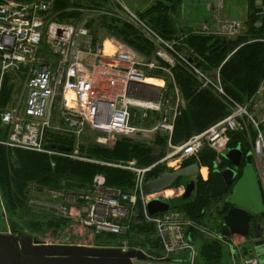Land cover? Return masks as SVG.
Masks as SVG:
<instances>
[{
  "label": "built area",
  "instance_id": "2783aa9c",
  "mask_svg": "<svg viewBox=\"0 0 264 264\" xmlns=\"http://www.w3.org/2000/svg\"><path fill=\"white\" fill-rule=\"evenodd\" d=\"M118 2L124 20L135 25L153 44L154 57H140L114 38H109L114 51L107 52L106 38L94 40L86 21L76 24L55 18L53 0H0V87L6 74L26 75L22 106L0 108L1 122L9 127L7 140L0 142L49 155L89 160L78 149L81 145L78 139L87 132L97 134L95 143L104 146L113 145L121 136L146 139L152 133L166 134V154L150 165L139 166L135 160L125 163L93 160L133 172V184L128 190L107 185L105 176L97 174L88 186L46 191L49 201L44 204L95 235L125 236L135 224L144 222L153 227L151 237L161 247L157 257L148 249L151 259L164 261L185 253L189 264H194L198 246L193 235L205 228L172 203L168 210L149 213V200H170L176 197L177 187L172 195L167 190L148 194L147 175L157 166L176 170L205 148L215 151L213 169H219L223 154L235 148L230 146L234 135L243 134L250 145L264 199V80L255 96L238 102L227 94L219 71L210 75L177 48L182 37L166 40L139 13ZM250 9L252 13L248 11L245 20L229 18L216 29L206 23L195 32L235 39L248 29L247 16L255 19V27L264 26V0H252ZM256 40L251 37L248 42ZM176 65L187 69L199 89L213 92L228 108L224 118L179 144L172 142V134L185 100L174 78ZM149 78L162 79L163 85L148 81ZM168 80L173 85L169 96ZM67 93H72L70 100ZM150 112L159 114V118L148 128L143 121L148 122ZM49 133L73 138L75 150L51 147ZM206 168L210 173V168ZM246 263L258 264V260L251 258Z\"/></svg>",
  "mask_w": 264,
  "mask_h": 264
},
{
  "label": "trees",
  "instance_id": "16d2710c",
  "mask_svg": "<svg viewBox=\"0 0 264 264\" xmlns=\"http://www.w3.org/2000/svg\"><path fill=\"white\" fill-rule=\"evenodd\" d=\"M111 0H53L52 10L55 18L61 21L80 20L86 9H98L107 5ZM182 0H156L155 3L138 12L157 33L166 40H175L182 37L177 48L190 55L196 64L209 73L219 71L221 81L228 95L240 103L249 100L258 90L264 80V26H254V18L248 23V30L244 35L235 39L226 38L212 33H199L189 28L180 30L175 23V14ZM101 27L121 41L127 43L146 57L152 55L153 44L130 23L115 17L103 16ZM92 21L88 26L92 27ZM94 29V28H93ZM96 34V33H95ZM95 36V35H94ZM260 39L248 42L250 39ZM97 40V35L94 37ZM173 74L180 92L185 100L184 107L175 119L172 142L182 143L193 134L199 133L224 118L228 112L226 104L209 90L199 89L195 78L181 65L173 68ZM13 75L4 76L1 90L0 106L4 108L11 99L14 90ZM172 83L167 81L168 93L171 95ZM157 115V114H154ZM159 115V114H158ZM157 117V116H156ZM8 126H4L0 119V141H6L9 135ZM49 145H65L73 152L74 139L59 133L47 135ZM168 136L163 133L156 135L153 145H148L138 137H118L111 146L100 145L95 142L82 143L79 147L81 155L89 160L73 159L59 155H49L18 147H12L0 142V215L3 213L11 223L25 227L32 234H46L51 229L53 233L73 222L70 218L56 214L53 208L42 203L31 202L30 189L35 188L40 193L48 190H58L66 186L85 187L92 183L97 174H103L109 186L128 190L134 179L133 172L106 163L128 162L135 160L139 166H147L164 156L167 148ZM231 147L239 146L245 156L250 151V145L243 134L234 135ZM216 160L215 151L205 148L197 157L182 166L197 162L210 168L207 179L198 175L195 179V189L188 199L173 206L179 207L189 217L202 222L206 217L207 209L215 205L216 199L212 194V174ZM245 158L243 157V161ZM231 166L226 159H222L219 168ZM242 166L239 169L240 177ZM168 170L165 166H157L148 175L147 179H154ZM181 178L174 184L178 187ZM48 194V193H47ZM177 198V197H176ZM49 199V198H48ZM39 205V206H36ZM4 207V212L1 209ZM38 208V209H37ZM221 208V207H220ZM141 212L140 207H138ZM225 209V208H224ZM227 209V208H226ZM38 210V211H37ZM223 210L219 211L222 213ZM142 215V213H140ZM222 216V215H221ZM153 227L142 222L135 224L131 232L125 236L96 235L98 245L106 246L118 238L134 237L143 234L147 244L153 252H161L157 240L150 239ZM194 234L199 252L194 264H217L222 256V242L217 238L203 240ZM208 236V235H207ZM106 239L102 241L103 238ZM186 258V257H184Z\"/></svg>",
  "mask_w": 264,
  "mask_h": 264
},
{
  "label": "water",
  "instance_id": "95a60500",
  "mask_svg": "<svg viewBox=\"0 0 264 264\" xmlns=\"http://www.w3.org/2000/svg\"><path fill=\"white\" fill-rule=\"evenodd\" d=\"M62 151H70L65 145H51ZM223 157L233 167L223 170L212 171V194L218 198L229 190L226 197L230 208L224 215V223L220 227L222 238L229 240L231 235L246 236L250 231V220L255 214L264 213V199L259 186L256 171L252 163V154L245 155V165L238 179L237 168L241 166L243 152L239 146L230 148ZM199 174V164L194 162L174 171H165L154 179L145 183L146 193L165 190L172 187L182 176L196 177ZM195 189V180L191 179L185 187L182 199H188ZM148 211L156 214L168 210L171 207L169 201H161L158 198L151 199L147 203ZM253 222L252 226L255 236L260 234ZM257 226H259L257 224ZM252 247V249H250ZM249 248L241 257V264H248L246 261L256 258L258 264H264V240L253 242L243 249ZM234 255H237L235 249ZM152 252V251H151ZM159 256L158 252H152ZM147 254L141 250H123L119 247L87 246L75 244L46 243L38 240L34 235L0 232V264H135L136 261L147 260Z\"/></svg>",
  "mask_w": 264,
  "mask_h": 264
},
{
  "label": "rangeland",
  "instance_id": "374dc122",
  "mask_svg": "<svg viewBox=\"0 0 264 264\" xmlns=\"http://www.w3.org/2000/svg\"><path fill=\"white\" fill-rule=\"evenodd\" d=\"M118 1L121 2L122 6H125V7L129 8L130 10H132L133 12L138 13L140 11H143L144 9H146L147 7L152 5L153 3H155L156 0H111L104 7L98 8L97 10H99V12L98 11H96V12L92 11L94 8L90 9V10L86 9L84 11V15L82 16V18L80 20H73L72 19V20H68V21L76 23V24H81V23H84L86 21L87 27H89L88 24L92 21V23H93L92 27L90 26L89 28L91 30V34H92L93 38L97 35V39H101V38L117 39L119 42H121L124 45V48L136 52L138 54V56H140V57H146L145 54L135 50L133 47H131L127 43L121 41L120 39H118L114 35L111 36L108 33L106 27L105 28L101 27L100 22H101V20H102L101 18L103 16L115 17L117 19L125 21L124 20L125 14H122V12H121L122 8L119 5ZM251 4H252V0H182L180 6L177 9L178 13L175 14V19H176L175 23H176L177 27L180 29V30H178L179 32H182V30H185V29L188 30L189 28L196 30V29H199L201 26H203L206 23H208L210 25L211 29H216L223 20H226L229 18L230 19L245 20L247 12L249 11L250 14L252 13V11L250 9ZM119 16H121V17H119ZM247 19H248L247 20V25H248L251 17L247 16ZM130 24L133 25L132 23H130ZM133 26H135V25H133ZM154 54H155V48L152 49V55L148 58L154 57ZM19 74H21L22 76L13 75V77H12V82L14 83V90L12 92L10 101L8 102V104H6L5 107L13 106V105L14 106H18V105L22 106V104H23V99L25 98L26 75L21 73V72H19ZM210 75L213 76L214 73H210ZM4 76H3L2 81H1L0 97H1V90H2V85H3V81H4L3 80ZM158 80L163 82L162 79H158ZM257 92H258V90H257ZM257 92L253 96H255L257 94ZM0 108H1V106H0ZM149 114L150 115H149L148 122L143 121V124L146 125L148 128H151V127H153V125L155 124L157 119L159 118V115L158 114L154 115L155 113H153V112H150ZM150 119H152V120H150ZM4 126H6V125H4ZM8 130H9V128H8ZM157 134H158L157 132L149 134L146 137V139H141V141L148 144V145H153V142L155 141V139L153 141H150L149 139H151L152 136L157 135ZM96 137H97V134L87 132L83 138H80L78 140H80V144L82 145V143L95 142ZM78 140H77V142H78ZM74 144H75V141H74ZM78 149H79V147H78ZM166 152H167V150H166ZM166 152H165V154H166ZM195 178H197V177H195ZM207 178H208V175L206 178L203 177V179H207ZM191 179H193V177L182 176L180 184L184 185V187H186V185L188 184V182ZM175 188L176 187H174L173 189L171 188V189L174 190ZM181 190H184V188L183 189L180 188L179 190H178V187L176 188L175 194L178 198H181V196L183 194V193H181ZM47 193L48 192H46V191L43 193H40L37 190H35V188L30 189L31 202L42 203L44 201L49 200ZM178 198L172 197L170 200H172L174 205H176V204L182 202V200H180ZM215 205L217 206L218 209L221 207V205H219L218 203H215ZM36 206H39V205H36ZM215 209L216 208H214V207L212 209V206L210 208H208L206 217L203 218L202 222H199L205 228V230L199 231L198 238L200 240L201 239L211 240L209 238L219 239L222 242L223 247H222L221 262L219 260L217 264H233V260H235V258L232 257L234 254V251L231 248L233 246L232 247L229 246V244H227L226 241L225 242L222 241L219 238L220 236H217L218 235L217 233L219 232V228L216 225H214L216 222V217H218V215H216ZM4 211L5 210L3 207L1 209V212H4ZM262 217L264 219V213H263ZM262 223H264V221H262ZM12 231H14L16 234L21 233L23 235H27V234L34 235L38 240L46 242V243L101 246V245H98V243L96 241V237H95L96 235L94 233L90 232L89 230H86L83 226H81L80 223L70 222L65 227H62L60 230L56 231V233L55 232L53 233V231L51 229H49L46 232V234H43V235L32 234L25 227L20 228L17 225H14L13 223H11L9 221V219L2 213L0 215V232H2V233H9L10 232L11 233ZM208 231L214 237L207 236ZM102 238H103L102 241L106 240V239H104V237H102ZM118 239H119V241H117V242L111 241L109 243L111 245H106L105 247L117 246V247L124 248L127 250L137 249V250L143 251L145 254H147V256H148V249H150L152 251V248L147 244L148 242H146L148 239L143 234L139 233V234L134 235V237L130 236V237H126V238L122 237V238H118ZM150 239H154V238L150 236ZM239 240H240V238H239ZM198 252H199V248H198ZM182 255H183V257H186L185 253ZM172 260H174V259H172ZM175 260L181 264H189L188 258L177 257V259H175ZM171 262L172 261L166 263L164 261H160V260L153 259V258L151 259V258L147 257V260H145V261H143V260L139 261L138 260L135 262V264H148V263H151V264H172ZM235 262H236V264H241L239 257H237Z\"/></svg>",
  "mask_w": 264,
  "mask_h": 264
},
{
  "label": "flooded vegetation",
  "instance_id": "af4514ba",
  "mask_svg": "<svg viewBox=\"0 0 264 264\" xmlns=\"http://www.w3.org/2000/svg\"><path fill=\"white\" fill-rule=\"evenodd\" d=\"M243 165H244V161L242 162L241 166L243 167ZM240 167H238V171H239ZM230 192H231V189L229 190L228 194ZM228 194L226 195V193H225L222 196H220L218 198H215L216 199V203L221 205V208H219V209L216 208L215 209L216 215H218V217H216V222H215L214 225H216L219 228V232L217 233L218 234L217 236H220L219 238L222 241H224V242L226 241L227 244L232 245L233 246L232 248L235 249V251L237 252V255H235L233 257L234 258L239 257V259H240L241 256L242 257L244 256L243 253L245 251H247V253H248V252H250V249H252V247L250 249L249 248L243 249V247H247V245H252L253 242L264 240V223H262V221H264V219L262 217L263 214H255L250 220V224L251 225H250V231H249L248 235H246L244 237L236 235V234L235 235H231L229 240H226V239L222 238V236L220 234V227L224 223V215L226 214V212L230 208V203H228L226 201V197L228 196ZM220 210L221 211L223 210V212L219 213ZM253 222H255L256 223L255 226L258 227L257 231L260 234V236L258 238H256V236H255V231H254L253 226H252ZM257 224L259 226H257ZM239 238H240L241 241L239 240Z\"/></svg>",
  "mask_w": 264,
  "mask_h": 264
},
{
  "label": "bare ground",
  "instance_id": "6f19581e",
  "mask_svg": "<svg viewBox=\"0 0 264 264\" xmlns=\"http://www.w3.org/2000/svg\"><path fill=\"white\" fill-rule=\"evenodd\" d=\"M105 49H106L107 52H110V53L114 51V46H113V44H112V42H111V40L109 38H106L105 39ZM148 81H151L153 83H157L158 85H163V82L162 81H160L158 79H155V78H149ZM71 94L72 93H67L66 96H67L68 100H70L72 98V95ZM201 173H202L203 177L206 178L207 175H208L207 174V168L206 167H203L201 169ZM167 194L172 195L173 194V190L172 189H168L167 190Z\"/></svg>",
  "mask_w": 264,
  "mask_h": 264
},
{
  "label": "crops",
  "instance_id": "0c3cea01",
  "mask_svg": "<svg viewBox=\"0 0 264 264\" xmlns=\"http://www.w3.org/2000/svg\"><path fill=\"white\" fill-rule=\"evenodd\" d=\"M227 246H228V245H227ZM177 257H182V258H184L183 255H176L175 258H172V259H174V260L170 259V260H166V261H164V262L168 263V262L172 261V262H171L172 264H181V263H179V262H177V261L175 260V259H177ZM232 257H233V256H232ZM186 261H187V260H186ZM233 264H234V260H233Z\"/></svg>",
  "mask_w": 264,
  "mask_h": 264
}]
</instances>
